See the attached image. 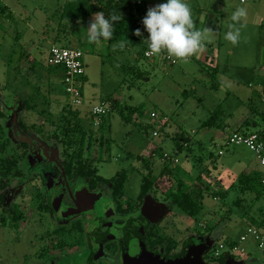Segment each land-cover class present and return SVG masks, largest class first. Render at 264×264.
I'll list each match as a JSON object with an SVG mask.
<instances>
[{"label":"rangeland","instance_id":"rangeland-1","mask_svg":"<svg viewBox=\"0 0 264 264\" xmlns=\"http://www.w3.org/2000/svg\"><path fill=\"white\" fill-rule=\"evenodd\" d=\"M147 1L157 5L165 2ZM186 2L197 15L201 14L200 22L206 23L207 16L212 18L208 13L218 15L213 25L208 23L215 32V37L210 42L212 48L219 49L222 53L218 63L215 66L213 64L215 69L210 64H201L197 55L186 60L176 59V64L166 65L161 60L144 59L140 46L125 43L109 45L108 41L90 43L87 33L90 22L61 21L60 14L66 0H0V127L7 130V146L3 150V157L18 160L24 179L23 183L19 179L12 180L11 186L4 192L2 206L0 205V264H57V257L63 254L71 256L81 249L79 246H68L73 244L71 237L65 245L56 240V235H53L56 243L48 237V232H53L61 225L69 227L72 223L60 220L57 213H45L49 202L55 211L60 212L59 217L78 215L82 221L102 224L113 219L114 215L108 211V206L105 208L107 200L102 195L94 200L89 199L86 191H75L73 195L68 193L61 203L57 202L55 190H52L50 200L48 195L42 200L39 191L33 192L37 175L32 174L30 159L20 151L19 141L24 136L32 139L38 146L41 143L48 145L53 154L63 162L67 157L66 151L72 153L79 147L80 140L68 147L66 144L69 139L62 134V128L98 133L99 126L94 125L90 111L93 105L109 98L137 110L133 117L134 123H125L117 112L107 115L105 133L110 140L109 145L106 144L101 151L97 134V137L90 140V157L86 142L84 158L89 157L98 175L108 180L121 171H126L128 180L124 189L125 199L132 200L134 204L139 200L143 179L148 172L159 175L165 166L178 165L182 172L197 177L202 168V165L197 164V159L201 156L208 159L213 154L218 158V164L232 171L231 176L224 177L218 167L215 170L208 166L216 183H219L218 180L221 182L215 186L220 193H224L225 189H229L237 181L239 174L243 173L242 169L249 167L252 170H262L256 156L246 147L228 148L225 145L230 132L247 131L246 128L240 129L244 120L257 125L251 126L248 131L264 130L262 85L256 81L252 88L248 85L238 87L228 79L237 73L236 65L240 62L248 66L259 62L256 65L258 69H264V47L258 46L260 43L264 44V0H252L244 4L240 0ZM222 4L229 7L226 12H231L228 17L230 22L223 20L220 11ZM238 8H244L247 16L236 23L231 17ZM230 25H234V30L243 28L239 39L244 42L239 45L237 43L234 55L226 57L230 43L224 39V35L230 30ZM56 36L59 41L57 46L79 48L85 56L87 81L83 88L84 104L79 109L70 105L59 74L56 73L55 76L54 73H49L46 59ZM137 70L143 71L146 77L137 80L140 73ZM29 107H35L34 111H30ZM70 110L74 113H70ZM213 118L222 127H203L205 121ZM23 122L28 125L34 123L38 128L25 129L21 125ZM150 125H154L156 131L163 125V131H158V137L152 136ZM225 126L227 130L224 129ZM39 130L42 132H38ZM181 134L191 138L193 150L189 157L187 151L178 152L175 145L174 139ZM220 152H224L223 155L220 156ZM163 153L178 158L179 163L163 160ZM38 162L41 164L44 161L40 158ZM46 166L49 168L46 182L50 190L60 179L61 173L53 162H46ZM183 179L186 180L187 177L184 176ZM42 186L44 187L43 183ZM32 192L34 195H31ZM238 195L239 193L229 190L226 202L206 197L198 226L195 220L173 208L160 192H152L145 198L149 199L148 204L157 207L153 214L154 224L159 225L160 232L167 239L179 242L180 251L189 242L200 240L206 247L203 255L210 254L209 260H212L217 258L214 256L215 248L224 243L245 252L240 255L224 252L232 255L226 264H264V252L259 249L258 244L252 238L246 242L240 240L248 228L256 227L252 226L249 219L244 218L245 210L242 207L233 206L232 199ZM241 197L246 199L242 203L243 207L249 208L252 198L248 195ZM14 203L21 206L23 215L18 229L10 225L14 215L11 205ZM143 203L144 200L138 205L141 207ZM261 203L264 204V200ZM221 206L223 211L229 207L233 209L225 220L219 214ZM2 218H5V223ZM117 218L130 234L126 238L129 244L138 250L142 258H149L150 254L146 250L149 221L140 213ZM83 224L86 225V222ZM88 227L89 231L96 232L98 225L93 223ZM111 228L115 232L119 230L114 225ZM259 230L264 233V229ZM65 261L62 260V263L65 264Z\"/></svg>","mask_w":264,"mask_h":264},{"label":"trees","instance_id":"trees-1","mask_svg":"<svg viewBox=\"0 0 264 264\" xmlns=\"http://www.w3.org/2000/svg\"><path fill=\"white\" fill-rule=\"evenodd\" d=\"M139 2H141L140 5L138 4ZM149 9L150 8L148 7V5L140 0H66V3L63 6L62 12L60 14V19L62 22L66 23H88L92 21L95 13L101 11L104 12L106 18H110L112 14L121 15V19L114 23L113 36L110 40H108V44L112 45L118 43H125L127 45L132 46H140L142 56L144 58V51L146 49L147 44L143 42V40L147 39L148 33L142 28L140 18L146 15ZM137 29L141 30L142 37H137L134 35ZM56 38L57 36L53 39L54 45L59 43L58 39ZM61 47L72 49L74 48L65 46ZM49 68V73H54L55 76L57 73V75L59 74L61 80H63V70L58 67ZM137 71H140V73L137 72L139 74L137 80H142L146 77L143 71ZM86 81V77L84 76L81 79L82 90ZM104 102H110L112 105V110L107 115L113 112H117L125 123H134L133 117L136 114L137 110H135L133 107H130L128 104H120L116 100H111L110 98ZM29 108H31L30 111H34L35 109V107ZM70 113L74 112L71 111ZM106 116L102 117L101 125L98 128V133L95 131L87 132L82 129L78 130L76 128H74L73 130L68 129L67 127L62 128V134L65 136V138L69 139L66 144L68 147H72L73 145H75V142L80 140V144H78L79 147H77L72 153H68V151H66L67 157L65 166L69 176L88 179L91 188L97 187V185L100 183H113L112 197L119 213H130L134 211L139 207L138 203L143 201V199L148 194L152 192H160L161 195L165 197L166 201L171 203L173 208L177 209L183 215L188 216L190 219L195 220L198 226L200 223L199 217L204 209L205 198L209 196L213 197L215 200L221 199L222 201L226 202V198L228 197L230 190L239 193L238 197L232 199L233 206L237 208L242 207L245 210L243 214L244 218L249 219L252 226L258 229H264V204L261 203L262 200H264V184L262 183V170L254 169L249 174H239L237 181L235 183H232L229 189H225L224 193H220L216 191L215 186H217L221 182L220 180H218L219 183H216L214 177L211 174L212 171L209 168L212 166L213 169L217 170L218 167V158L215 157L213 154H211L208 159H205L203 156L197 159V164L202 165L200 173L197 177H192V175L186 172H182V169L178 165L173 167L165 166L159 173V175H155L151 171L148 172V174L144 176L142 189L137 204H134L132 200L125 199L124 189L125 184L128 180V173L123 170L118 173L114 178L110 180L105 179L98 175L97 169L94 168L92 161L89 159L91 155L90 150L92 149V141L90 140H92L94 136L97 137L98 134L101 151L104 150L103 148L106 144L109 145L110 140L107 139V134L105 133ZM249 122V120L245 121L240 127V129L246 128V132H250L248 131L251 129V127L249 126L251 123ZM21 125L25 129L30 128L32 130H35L37 127V125L34 123L28 125L23 122L21 123ZM153 126L154 125L149 126V128L152 130V136L157 130L154 129ZM216 126L222 127L214 118L208 119L203 123V127L213 128ZM40 130L38 132L41 133L42 131ZM158 131H163V125L161 126L160 130L158 129ZM235 132L242 131L235 130ZM257 132H264V130H260ZM6 139V129L0 127V189H2L3 186L6 185L4 180L9 179L10 175L15 170L17 164V161L15 159H6L5 157H3V150L7 146ZM174 141L178 152L182 153L187 151V157H189L192 153L191 150H193L191 148V138L181 134L176 137ZM86 142H88L87 151L89 157L85 159L84 147ZM157 154L158 152L156 151V155ZM165 154L167 153H163L161 157L162 159H164ZM172 157L173 156H169L167 160L172 162ZM146 164H149L148 161H146ZM16 173L17 175H19V171H17ZM184 176L187 177L188 181L187 179H183ZM243 195H248L252 198L250 206L247 209H245L242 205V203L245 202L244 200H246L241 197ZM260 203L263 205H261ZM257 205H261V207L256 208ZM14 209L15 212L13 215V219H11L10 221V225L17 228L19 226V222L23 218V215L19 207L15 206ZM232 210V207H229L226 211H223V207L221 206L219 208V214L221 215V219L225 220L229 218L228 215L232 213ZM2 222L5 223V219H2ZM154 231L155 227L150 230V241L153 236L152 232ZM162 239L164 240V242L159 241V243H164L167 247L168 252L171 250L172 247H176L178 245V242H175L172 238L167 239L164 236L162 237ZM154 244H157V242H154ZM231 256L232 255H230L229 253H224L220 257L212 259L211 262H215L217 264H226L228 258H230Z\"/></svg>","mask_w":264,"mask_h":264},{"label":"flooded vegetation","instance_id":"flooded-vegetation-1","mask_svg":"<svg viewBox=\"0 0 264 264\" xmlns=\"http://www.w3.org/2000/svg\"><path fill=\"white\" fill-rule=\"evenodd\" d=\"M19 141L21 146L20 151L23 153L25 157H28L30 159L29 168L32 171V174L37 175V178L35 179L36 183H34L32 187L33 192L39 191L40 193L39 195L43 197L42 200L44 199L45 195L46 196L48 195V199L50 200L51 197L50 192L52 190H55V196L57 197V202H61V203L64 202L68 193L73 195L75 191H82V192L86 191L89 194V199L91 198L95 200L97 196L102 195L105 198V200H107L105 202V208L106 206H108L109 209L108 211L113 213L114 215L113 219L110 221H106L105 224L98 223L96 221L89 222V220L82 221L78 218V215H74L69 218L59 217L58 213L60 212L55 211L54 207L51 206L49 202V205H46L45 207L46 208L45 213H48L50 215H52V213L55 214L57 213L56 216L60 220L69 221L72 223H70L69 227L65 225H61L57 228L55 227L56 229L53 232L47 233L48 237H50L51 240L55 242V237L53 235H56L57 236L56 240L63 245H65L67 239L71 237L73 239L72 242L74 245L70 244L68 246L72 248L79 246L81 248L79 250H76L71 256H67L63 254L57 257L56 259L57 264H63L64 262L62 263V260L64 259L66 260L65 264H140L139 262L140 259L142 260L155 259L159 262H165L169 258L181 254H186L188 252L191 243L196 244L197 248L201 250L203 253L206 252V247H204V244H202L200 240L189 242L188 244H186L187 247L183 251L179 250L180 244L178 242V245L176 247H172L171 250L168 252L165 244L159 243V241L164 242V240L162 239V237H164V234L160 232L158 224L157 225L154 224L155 216L153 214L156 213V210H154L157 208L156 205L151 204L149 207H147L146 210L147 214H144L142 211L146 199L144 198L143 199L144 203L142 204L141 207L139 206L137 209H135L130 213H119L117 211L114 199L112 197L113 183H108V184L100 183L97 185V187L91 188L88 179L69 176L65 166L66 159L63 162H61L53 154L52 149L48 145L46 146L45 144L40 142L41 144L40 146H38L37 143H35L32 139L24 136L20 137ZM40 158L44 162L38 164ZM16 161L17 164L15 170L12 172L8 180H4L6 185L3 186L2 189H0L1 206L4 201V192L9 189L12 180L19 179L20 181H22L21 183L24 182L23 172L21 170L18 160ZM49 161L55 163L58 166L61 173V175H59L60 179L58 178L57 183L53 185L50 190L49 187H47V182H46L48 177L47 172H49V168L46 166V162ZM35 162L37 164L36 166L34 165ZM17 171H19V175H17L16 173ZM12 175H14V177ZM42 183L44 184V187L42 186ZM33 192L31 195H34ZM63 192H66V194H64ZM15 206L19 207L20 211L22 212L21 206L18 203H14L11 205L13 213L15 212L14 209ZM132 213H140L143 217H145L149 221V226L147 231V243H146V250L150 254L149 258L146 259L142 258L138 250L129 244L126 238L130 234L127 233V231L124 229V226L121 225V221L117 218V216L125 217L128 214H132ZM22 221L23 218L20 222ZM84 221L86 222V225L83 224ZM93 223H96V225H98V227L95 228L96 232H94V230L92 232L89 231L90 228L88 226L89 224L92 225ZM112 225L119 227V230L116 232L112 231L111 228ZM153 227H155V231L152 232L153 236L150 241L149 234H150V230ZM154 242H157V244H154ZM62 246H60V248H62ZM203 259L204 262H206V264H217L215 262L212 263L211 260H209L211 259L210 254L203 255Z\"/></svg>","mask_w":264,"mask_h":264},{"label":"clouds","instance_id":"clouds-1","mask_svg":"<svg viewBox=\"0 0 264 264\" xmlns=\"http://www.w3.org/2000/svg\"><path fill=\"white\" fill-rule=\"evenodd\" d=\"M246 16V10L238 8L233 12L231 19L238 23ZM121 17L112 14L110 18H106L103 11L95 13L87 28L89 42L100 44L110 40L113 36L114 23ZM142 24L148 33L147 39L143 40L147 44L145 55L159 56L166 52L169 57L186 60L198 55L204 49L205 33L195 28L192 11L186 0H165L164 3L150 8ZM229 27L230 30L225 33L224 39L236 45L240 31L231 30L234 25ZM134 35L142 37L141 30L137 29Z\"/></svg>","mask_w":264,"mask_h":264},{"label":"built area","instance_id":"built-area-1","mask_svg":"<svg viewBox=\"0 0 264 264\" xmlns=\"http://www.w3.org/2000/svg\"><path fill=\"white\" fill-rule=\"evenodd\" d=\"M242 3H246L249 0H240ZM139 5L141 2L138 3ZM146 15L140 18L142 28V20ZM145 30V29H144ZM147 46L144 51V58L146 60H161L164 64L174 65L177 63L175 58L169 57L167 53H161L159 56L145 55ZM47 65L53 68H60L63 70V85L65 87V93L68 97L70 105L79 109L84 104L83 90L81 79L86 74L85 56L80 49L64 48L61 46H52L48 52ZM112 110L110 102H102L100 104L93 105L91 108V116L94 119V125L100 126L103 116H106ZM159 133L154 132L153 136L158 137ZM227 146H244L250 150L259 161L262 167V183L264 184V132H235L233 131L227 137ZM223 155V152H220ZM168 154H165L163 160H167ZM171 157V156H170ZM172 163H179L178 158L172 157ZM252 238L258 244L259 249L264 252V233L263 231L250 227L248 231L240 238L242 242H246ZM224 252H230L231 254H244V250L239 251L236 246L230 247L224 243H220L214 250V256L219 257Z\"/></svg>","mask_w":264,"mask_h":264},{"label":"crops","instance_id":"crops-1","mask_svg":"<svg viewBox=\"0 0 264 264\" xmlns=\"http://www.w3.org/2000/svg\"><path fill=\"white\" fill-rule=\"evenodd\" d=\"M140 1H143L145 2L149 8H152V7H155L157 4L151 2V1H147V0H140ZM252 0H249L248 2L250 3ZM241 2V1H240ZM247 3V2H246ZM244 4V3H243ZM221 8V14L223 16V20H225V22H230L229 20V16L231 14V12H226L228 11L227 9L229 8L228 6H225L224 4H222L220 6ZM202 10V9H200ZM192 11V19H193V22H194V25H195V28L196 29H199L201 31H203L205 34H204V39H203V43H204V49L202 52H200L197 57H198V61L201 63V64H204V65H211L215 66L216 63H218V59H220V55L222 54L221 53V50L219 49H215V48H212V44L210 42L211 39H214L215 37V32H214V29H213V26L210 27L208 26V23L210 22L211 25H213V23L215 22L216 20V17L218 16L217 14L215 13H208L209 15L212 16L211 19L208 18L207 16V20L205 21L206 23L204 22H200L201 20V14L198 13V15L196 14L195 10H191ZM227 15V17H226ZM225 18V19H224ZM239 31H240V34L243 33V28H238ZM233 31H235L234 29H232ZM244 32H246L244 30ZM222 35V34H221ZM220 35V40L222 39V36ZM242 42H244V40H241L239 39L238 41V45L241 44ZM230 43V42H229ZM228 43V44H229ZM54 45V44H53ZM52 45V46H53ZM237 45V46H238ZM234 46L236 45H232L231 43L229 44V48L228 50L226 51V57H231L234 55L235 51H234ZM259 47H264V44H259L258 45ZM258 56V55H257ZM194 57V56H193ZM192 57V58H193ZM191 58V57H190ZM263 59V63H264V58ZM227 63V62H226ZM258 64L256 65H259V62H257ZM256 65H251V66H248L246 64H243V62H240V64H237L236 67H237V73H235L232 77H229L228 79L230 80V83L234 84V85H237L238 87H245L246 85H248L250 88L254 87V83L257 81L259 82L262 87L264 88V69L263 70H259L258 69V66ZM264 65V64H263ZM213 66L212 69H215ZM264 68V66H263ZM229 69V66L228 68ZM245 85V86H244ZM245 122V120H244ZM243 122V123H244ZM251 123L249 126L253 127L254 125H256L255 122H249ZM248 126V127H249ZM257 126V125H256ZM225 130H227V127L225 126L224 127ZM233 132V131H232ZM230 132V133H232ZM228 137V136H227ZM227 140V139H226ZM226 147L230 148L229 146H227V141H226ZM222 149H225L223 148L222 146ZM226 150V149H225ZM223 151V150H222ZM224 153V152H223ZM220 155V154H219ZM221 156V155H220ZM219 162V160H218ZM217 162V166H218V169L221 173H223L224 177L225 176H231V173L232 171L226 169L224 166H222V164H218ZM243 173L245 174H249L252 169H250L249 167H247V169H242ZM185 173V172H184Z\"/></svg>","mask_w":264,"mask_h":264},{"label":"water","instance_id":"water-1","mask_svg":"<svg viewBox=\"0 0 264 264\" xmlns=\"http://www.w3.org/2000/svg\"><path fill=\"white\" fill-rule=\"evenodd\" d=\"M148 198L143 206V213L147 214L146 210L151 204H148ZM146 212V213H145ZM149 217V216H148ZM150 218V217H149ZM140 264H206L203 259V252L199 250L196 244L191 243L186 254H181L167 259L165 262H159L155 259L139 260Z\"/></svg>","mask_w":264,"mask_h":264}]
</instances>
